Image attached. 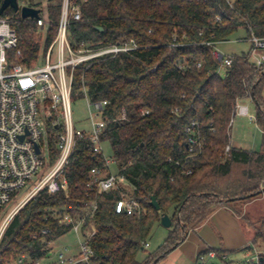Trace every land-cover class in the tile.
<instances>
[{"label":"trees","instance_id":"16d2710c","mask_svg":"<svg viewBox=\"0 0 264 264\" xmlns=\"http://www.w3.org/2000/svg\"><path fill=\"white\" fill-rule=\"evenodd\" d=\"M18 3L40 8L47 23L42 42L37 20L22 19L11 8L2 15L11 18L17 32L19 61L30 65L55 39L64 0H48L46 12L35 0ZM72 3L81 11V19L71 17L68 28L75 51L131 41L138 46L79 65L71 95L72 102H108L101 143L111 145L117 173L126 183L108 193L90 189L92 169L108 171L106 157L94 152L89 139L78 140L65 169L68 189L55 195L43 190L18 212L1 240L0 264H10L23 254L45 256L49 244L73 228L61 225L57 215L70 214L75 221L86 217L85 229L93 222L97 232L90 245L95 264H158L221 207L250 222L243 216L244 206L264 198V140L258 152L233 148L230 132L243 98L252 99L256 122L264 132V73L244 54L234 56L221 75L213 48L205 43L229 41L240 29L247 37H264V0ZM16 51L10 53L11 59ZM122 110L126 119L118 120ZM192 120L198 123L194 146L186 131ZM56 143L52 137L53 160L59 154ZM123 194L140 206L133 215L116 212ZM93 202L97 210L90 217L86 209ZM164 215L172 221L167 238L156 250L146 251L145 243ZM250 224L252 243L261 249L260 264H264V217ZM45 230L49 234L42 235ZM141 252L145 257L139 260Z\"/></svg>","mask_w":264,"mask_h":264},{"label":"built area","instance_id":"2783aa9c","mask_svg":"<svg viewBox=\"0 0 264 264\" xmlns=\"http://www.w3.org/2000/svg\"><path fill=\"white\" fill-rule=\"evenodd\" d=\"M71 17L75 21L81 19L80 7L74 3L71 5L70 0H64L57 35L46 51L44 62L37 59L28 65L19 61L22 54L17 50L19 39L11 18L0 16V243L13 218L39 192L47 190L55 195L68 189L69 181L65 169L78 140L89 139L94 145V152L103 153L101 134L107 124L104 112L108 102L88 101L91 110L90 129L87 132L76 130L71 106L75 69L94 59L138 49L137 44L131 41L124 45L75 51L68 39ZM37 24L39 27L47 26L46 21L41 17L37 20ZM236 41L250 42V55L254 59L251 62L261 73H264V37L252 34L250 37ZM221 43H205L213 48V57L220 64L219 73L226 72L234 60V56L226 55L219 49ZM12 51H16V55L11 59ZM54 53H56L55 60H53ZM146 113L148 112L143 111V115ZM235 114L249 116L248 108L237 104ZM125 119L126 112L122 110L118 120ZM197 128L198 123L195 120L190 121L186 128L190 136V144L193 146L198 140L195 134ZM52 137L57 139L56 148L59 152L55 160L52 159L50 148ZM229 149L230 147H227L226 151ZM105 161L108 171L104 173L101 169H92L88 187L108 193L118 189L120 183H126V179L111 170L113 160ZM115 207L118 214L127 215H133L140 208L135 200L125 194ZM96 210L97 204L93 202L88 205L86 215L92 217ZM56 217L61 225H73L70 232H74L78 238V251L69 255L64 251L56 253L53 244H49L45 256L33 258L23 254L14 262L95 264L94 251L90 245L97 232L93 222L91 221L85 229L86 217L77 221L70 214ZM49 232L45 230L42 235ZM148 247L149 243H145V248ZM248 249V256L239 264H260L262 252L254 244ZM216 258L221 261L227 260L224 254L210 249L200 253L195 264H212L210 260Z\"/></svg>","mask_w":264,"mask_h":264},{"label":"rangeland","instance_id":"374dc122","mask_svg":"<svg viewBox=\"0 0 264 264\" xmlns=\"http://www.w3.org/2000/svg\"><path fill=\"white\" fill-rule=\"evenodd\" d=\"M38 2H40V6L43 9L46 8L47 0H38ZM69 15H70V12H69ZM46 30H47V26L42 27L41 29L38 30L39 38H41L40 40L42 42L44 40ZM240 38H247L246 32L243 29L238 30L235 34L230 36L229 42L219 44V49L226 54H236V55L249 54L250 61H253L254 59L250 55V50H251L250 42L249 41L237 42L236 40ZM45 55L46 53H44L41 48V51L37 59L44 62ZM55 58H56V53H54L53 55V60H55ZM244 103L249 106L250 114L256 116L255 104L251 101H246ZM71 106H72V119H73L75 129L87 132L90 129V111H91L89 108L88 100L82 99L78 101H73ZM239 116L241 115H237L234 118V121L236 123L233 126L232 132H230V135H231L230 139H232L231 143L233 145V148H235L234 145L235 146L242 145L240 146L241 148L238 147V149H243L247 151H257V152L261 151L262 146H263V136L258 135L255 128L246 125V123H243V120L245 119L247 120V117H243L244 119L240 122ZM257 137H259L258 140L260 141V144L256 146V148H252L256 143ZM102 150H103V154L106 157V159L112 160L113 152H112L111 145L108 142H104L102 144ZM112 171L117 172V167L114 163L112 164ZM262 200H263L262 197L258 199V201L260 202H258L255 205V208H256L255 214L251 213V215H248L251 223L257 222L258 220L261 219V217H264V214H263L264 202ZM250 222L248 223L245 222V224H247L250 230L254 233V228H253L254 226H252ZM168 230L169 229L163 228L162 226L155 227L149 239L151 247L147 249L146 251H149V252L154 251L159 246H161L164 243L165 239L167 238ZM188 241L189 239L186 242H183V244L179 246L177 249L169 253V255H167L165 259L159 262V264H195L194 261L193 262L191 261L192 255L190 254V250L192 248V244L187 243ZM53 249L56 253L58 251H64L65 253H68V255L78 251V238L76 234L74 232H70L66 234L65 236L61 237L55 243H53ZM65 249H68V251H65ZM257 249L261 251L259 247H257ZM144 257H145L144 252H141L138 256L139 260H142ZM232 261L228 259L226 260V262H223L219 258H216V259H211L210 263L212 264H230V263L239 264L240 262H243L244 259L238 262L237 261L232 262ZM10 264H17V263L12 262Z\"/></svg>","mask_w":264,"mask_h":264},{"label":"crops","instance_id":"0c3cea01","mask_svg":"<svg viewBox=\"0 0 264 264\" xmlns=\"http://www.w3.org/2000/svg\"><path fill=\"white\" fill-rule=\"evenodd\" d=\"M35 3L40 4L38 0H35ZM47 3H48V0L46 4ZM19 6L23 7L21 5ZM44 10L46 12V8H44ZM41 15H42V12H41ZM226 55L237 56L236 54H226ZM220 74L224 75L225 71L224 72L221 71ZM263 96H264V89H263ZM246 101L253 102L251 98H243L238 101V105L247 107L249 116H239L240 117L239 121L241 122L244 119L243 117H247V120L246 119L243 120V123H246V125L255 128V130L257 131V134L263 136V140H264V132L262 128L257 124L256 116L250 114L249 106L244 103ZM237 115L238 114H235V116L233 117V120L231 123V132H232L233 126L236 123L234 121V118ZM258 138L259 137H257L256 139L255 145L254 146L252 145L253 146L252 148H256V146L260 144V141L258 140ZM231 140L232 139H230V146L233 147ZM240 146L234 145L235 148H238ZM113 163L115 164V162ZM111 168H112V165H111ZM258 199L250 203H247L244 206L243 216L251 215V213L255 214V209H256L255 205L258 202H260L258 201ZM262 201L264 202V198ZM263 214H264V210H263ZM241 217L242 216H238L232 209L227 208V207H221L217 209L216 211H214L210 215V217L199 228H197L195 231L190 232L183 242H186L189 239L187 243L192 244V248L190 250V254L192 255L191 261L192 262L194 261V263H196L199 253L200 252L202 253L210 249L222 252L220 254L222 255L224 254L227 257V260L229 259L231 261L234 260L237 262L242 261L243 259L245 260L249 254L248 248L253 242L254 234L250 230L249 226L243 222ZM158 226H162L161 223L158 224L156 227ZM183 242L179 246H181ZM146 243H149V247L146 248V249H149L151 247L150 241ZM223 262H226V261H223Z\"/></svg>","mask_w":264,"mask_h":264},{"label":"water","instance_id":"95a60500","mask_svg":"<svg viewBox=\"0 0 264 264\" xmlns=\"http://www.w3.org/2000/svg\"><path fill=\"white\" fill-rule=\"evenodd\" d=\"M8 8H11L16 14L20 15L22 19L38 20L41 17L40 9L29 6L20 7L18 0H4L0 7V16H2L4 11ZM98 29L102 31V28ZM262 192H264V189L262 190ZM152 205L156 208V210H159V205L153 198ZM160 223L166 229H170L172 226V221L168 215L162 216ZM176 248L177 247L173 248L172 251Z\"/></svg>","mask_w":264,"mask_h":264}]
</instances>
